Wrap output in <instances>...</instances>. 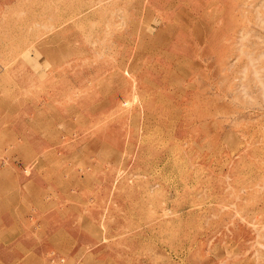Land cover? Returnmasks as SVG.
<instances>
[{"label": "rangeland", "instance_id": "obj_1", "mask_svg": "<svg viewBox=\"0 0 264 264\" xmlns=\"http://www.w3.org/2000/svg\"><path fill=\"white\" fill-rule=\"evenodd\" d=\"M6 127L27 264H264V0H0Z\"/></svg>", "mask_w": 264, "mask_h": 264}, {"label": "crops", "instance_id": "obj_2", "mask_svg": "<svg viewBox=\"0 0 264 264\" xmlns=\"http://www.w3.org/2000/svg\"><path fill=\"white\" fill-rule=\"evenodd\" d=\"M13 128L0 129V264H27L24 256L26 250L31 249L30 236L39 229L30 225L32 218L28 219V215L33 214H28L29 199L25 198L34 181L45 183V186L47 184L39 173L40 169L31 165L25 167L24 163L22 165L15 161V152L8 143ZM46 193L45 189L43 194H39V202H43V206L36 208L37 219L45 221L49 217L51 226L48 229L56 232L57 225H61L59 220H62V211L54 207L52 214L47 216L49 212L46 210V201L51 202L52 196L48 197ZM46 230L47 225L42 230L43 235H46Z\"/></svg>", "mask_w": 264, "mask_h": 264}]
</instances>
